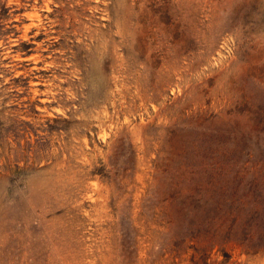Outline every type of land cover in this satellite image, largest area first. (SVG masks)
<instances>
[{
	"label": "rangeland",
	"instance_id": "rangeland-1",
	"mask_svg": "<svg viewBox=\"0 0 264 264\" xmlns=\"http://www.w3.org/2000/svg\"><path fill=\"white\" fill-rule=\"evenodd\" d=\"M0 264H264V0H0Z\"/></svg>",
	"mask_w": 264,
	"mask_h": 264
}]
</instances>
